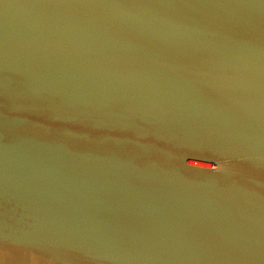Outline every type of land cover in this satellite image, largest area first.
<instances>
[{
	"label": "water",
	"instance_id": "1",
	"mask_svg": "<svg viewBox=\"0 0 264 264\" xmlns=\"http://www.w3.org/2000/svg\"><path fill=\"white\" fill-rule=\"evenodd\" d=\"M0 264H264V0H0Z\"/></svg>",
	"mask_w": 264,
	"mask_h": 264
}]
</instances>
